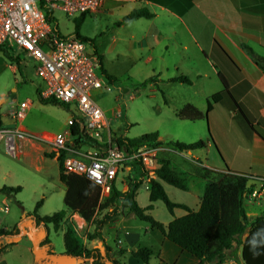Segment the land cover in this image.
Masks as SVG:
<instances>
[{
    "label": "rangeland",
    "instance_id": "374dc122",
    "mask_svg": "<svg viewBox=\"0 0 264 264\" xmlns=\"http://www.w3.org/2000/svg\"><path fill=\"white\" fill-rule=\"evenodd\" d=\"M126 11L127 7L124 6L112 12L102 11L85 15L82 17L79 30V33L89 40L86 42L87 51L93 53L95 49L102 57V67L114 77V82L109 81L111 86L109 92H94V98L108 119V129L111 135L135 138L142 134L156 132L162 138L163 144L171 140L185 143L198 140L206 143L209 140L212 143L213 138L209 134L206 120L204 122L203 120L194 122L181 120L173 115V110L169 105L170 103L181 105L184 99L192 94L193 89L186 85H167L166 83L162 86H154L149 82L148 79L153 76V73L143 63V58H140V53L143 51L140 47L144 44L137 42L146 27L140 26L139 23L148 21L141 19L120 23ZM54 18L62 35H72L78 17H67L62 11L55 10ZM134 41L137 42L135 45L132 43ZM13 51L19 59L17 63L8 61L0 52V114H6L9 119L5 125H13L10 112L16 104L29 99L33 105L21 122L28 131L34 134H66L69 130L68 120L76 114L75 108L73 105H68L66 108L51 103H41L37 91L41 89L42 81L36 74L34 63L28 60L18 48L13 47ZM169 53L173 55L172 49L166 51L164 47L158 46L154 52L155 59L159 60L162 56L168 58ZM165 77H168L167 74H163L162 78ZM42 143L45 145L43 154L40 153L37 156L35 153H29L16 158L9 155L4 142H0V187H20V191L10 197L0 193V230L8 232L0 234L2 240L0 248L12 243L34 245L37 253L49 250L51 252L47 262L43 264H91L89 260L78 259L64 253L63 229L68 224L73 225L70 212L66 213L61 222V228L58 230H55L52 224L44 225L35 218V216L44 217L65 210L63 204L65 187L58 179V162L56 158L45 156L49 154L50 149L47 143ZM25 144L29 143L25 142ZM26 145L24 151H27ZM81 149L86 148L81 147ZM176 153L175 156L179 160L196 156L203 161L206 157V146ZM210 153L211 159L217 158L215 145H212ZM172 158L175 157L167 159L170 165L177 162L176 158V160ZM154 159L155 166H157L160 162L159 154ZM182 167L186 171L189 169L187 165ZM119 176L123 178L121 182L127 184L126 171ZM144 182L139 187L136 198L140 206L149 204L147 182ZM116 185L119 189L122 188L120 183ZM165 189L169 199L173 202L184 203L192 210L198 209L199 198L192 190L186 191L168 184H165ZM93 197L94 193L90 200ZM39 201L42 202L37 206ZM251 202L254 203L244 198V204L247 207ZM260 204L264 206L263 197ZM104 213L105 211L98 213L97 218H101ZM184 213L183 209L177 208L174 209L173 214H170L159 200L153 202V209L150 211L156 220L164 224ZM125 216L129 215L125 214ZM77 223L79 226L83 224L81 220ZM146 228H148L146 223L133 216L119 223L115 228L106 225L103 235L114 249H118L117 246L126 249L128 239L125 236L126 231L132 235L129 239L137 238V246L146 245V243L154 245L145 234ZM92 231V224L77 228L81 236ZM45 237L50 242V249L47 248L48 246L40 245ZM17 250L20 251V248L18 247ZM238 252L239 250L231 251L229 254L232 256L227 261L232 260L239 263ZM0 253H3V250ZM127 254L130 255L126 252L121 258L123 264H145L132 255L126 261ZM152 258L149 264L155 262V258Z\"/></svg>",
    "mask_w": 264,
    "mask_h": 264
},
{
    "label": "crops",
    "instance_id": "0c3cea01",
    "mask_svg": "<svg viewBox=\"0 0 264 264\" xmlns=\"http://www.w3.org/2000/svg\"><path fill=\"white\" fill-rule=\"evenodd\" d=\"M124 6L127 7L126 15L133 10L142 8L152 14L150 18L133 19L148 21L139 23L140 26L146 27L137 42L144 44L143 47H140L143 50L140 53V58H143V63L153 73V76L148 79L149 82L154 86H162L166 83L167 85H186L193 89L192 94L185 98L181 105L167 103L171 106L174 116H176V110L188 103L204 112L210 97L225 90L220 76L227 84L228 93L222 96L220 102L212 105L207 118L202 121H207L209 134L213 138L212 143L209 140L205 143V160L201 161L196 156L179 160L175 156L177 149L162 144L159 145L160 150L157 151L160 161H167L171 157L177 159V162L171 164L170 167L185 179L186 191L195 192L199 203L204 181L193 177L194 170L198 168H207L217 172L230 170L247 174L249 176L248 186L251 187V190L263 188L264 71L257 65L255 59L264 60V0L107 1L101 12L116 11ZM137 42L132 43L135 45ZM158 46L164 47L166 51L172 49L173 55L169 53L168 58L162 56L159 60L155 59L154 52ZM243 46L248 47L251 53L249 54ZM260 63L264 65L262 62ZM106 73L113 78L112 82H114V77L107 71ZM163 74H167L168 77L162 78ZM178 76L186 77L190 80V84L170 81ZM0 119L1 124L5 125L8 117L6 114H0ZM109 132L111 134L110 130ZM158 140L162 142L160 136H158ZM212 145L216 146V159L214 157L211 159ZM44 146L39 141L30 142L26 145L27 151L23 150V155L35 153L38 156L40 153L43 154ZM175 158L172 160H176ZM183 165L188 166V171L183 169ZM121 181L123 178L119 176L116 183H120L122 185L120 190L125 191L127 185ZM146 188L149 195L148 184H146ZM262 197L264 202V192L260 200L251 202L248 207L243 202L249 221L264 212V206L260 204ZM248 201L250 200L248 199ZM131 217L133 216L123 215L107 226L115 228L116 225ZM81 221L83 224L79 227H87L88 224ZM146 229L145 234L153 241L154 245L146 243L144 246L157 251V256L153 257L155 262L151 264H197V258L168 241L157 229ZM125 236L128 237L126 240L127 250L137 247V238L136 241L133 238L129 239L132 235L127 231ZM0 241L2 240L0 239ZM105 242L107 243L106 237ZM84 243L89 249L102 250L101 242L98 239L87 241L84 236ZM40 245L48 246L47 248L50 249L48 244L40 242ZM18 247L20 251L17 250ZM15 248L17 249L14 251ZM117 248L123 247L117 246ZM2 250L0 264H43L47 262V258L51 254L50 250L40 252V254L37 253L34 245H18L16 243L9 246L3 245L0 252ZM126 256L127 261L131 255L127 254ZM77 258L87 260L84 257ZM150 260L145 264H149Z\"/></svg>",
    "mask_w": 264,
    "mask_h": 264
},
{
    "label": "trees",
    "instance_id": "16d2710c",
    "mask_svg": "<svg viewBox=\"0 0 264 264\" xmlns=\"http://www.w3.org/2000/svg\"><path fill=\"white\" fill-rule=\"evenodd\" d=\"M152 14L147 9H136L122 18L120 23L138 18H150ZM82 16L79 17L74 25L73 34L83 42L89 40L79 33ZM56 27H54L55 29ZM218 47L217 44H215ZM219 48V47H218ZM250 54L251 50L243 46ZM0 52L10 62L19 60L13 57L9 50L0 46ZM93 53L97 56L98 65L102 75L110 82L113 78L109 76L102 67V57L94 49ZM257 65L264 71V60L255 59ZM225 90L213 94L207 101V108L203 112L192 104H185L176 110V116L181 120L198 121L207 118L213 104L221 101L222 96L227 91V84L220 76ZM170 81L190 84V80L184 76H178ZM109 82V83H110ZM38 99L41 103L55 104L68 107L67 104L56 101L55 99ZM72 125L69 130L76 137L72 143L75 147H98L96 141L89 138L82 131L76 114L72 115ZM0 125L1 119H0ZM113 141L127 152H133L141 144L162 145L158 140L156 132L142 134L139 137L128 138L125 136H113ZM165 145L171 146L178 151L194 150L203 147L205 143L198 140L192 143L180 141H167ZM46 157L53 158L54 154H45ZM64 154L61 153L56 159L58 162V179L65 187L63 204L65 210L55 212L49 216L35 218L44 225L52 224L55 230L61 228V222L67 212L78 214L87 224L93 225V231L85 234L87 241L98 239L101 242L102 250L89 249L84 243V235H80L74 225L68 224L63 229L64 253L72 257L86 258L91 264H123L121 258L128 252L134 258L147 263L152 257L157 256V251L148 246L138 245L135 248L126 250L125 248L114 249L105 242L103 229L118 217L125 214L133 215L136 219L148 225L149 229H157L168 241L177 245L183 251L197 258V264H222L231 258L229 253L239 250L238 264H264V212L253 220L249 221L243 205L244 198L251 192L248 186L249 176L234 171L217 172L207 168L194 170L193 177L204 180L203 193L197 210H192L186 205L173 202L169 199L164 184L176 188L187 190L185 179L175 172L168 161H160L152 170L144 168L139 159H134L125 164L126 185L125 191H121L116 184L113 185L112 193L109 198L99 202L98 190L90 180L65 173L62 167ZM123 171H125L123 169ZM146 181L149 187V204L141 207L136 201L139 187ZM264 185V184H263ZM20 191V187L2 186L0 193L10 197ZM94 197L90 200L91 195ZM161 201L166 209L173 214L174 209H183L186 213L176 217L164 224L156 220L150 211L153 209V202ZM39 201L37 206L41 204ZM105 211L101 218H97L98 213ZM248 229V230H247ZM7 231L0 230V234H7ZM246 234V235H245ZM245 235V236H244ZM42 244L50 242L47 237Z\"/></svg>",
    "mask_w": 264,
    "mask_h": 264
},
{
    "label": "built area",
    "instance_id": "2783aa9c",
    "mask_svg": "<svg viewBox=\"0 0 264 264\" xmlns=\"http://www.w3.org/2000/svg\"><path fill=\"white\" fill-rule=\"evenodd\" d=\"M107 1L125 0H0V46L9 50L13 57H16L13 51L16 47L34 63L42 81L39 97L73 105L82 131L96 141L98 147L83 146L84 150L75 147L72 141L76 137L70 130L66 134L28 131L21 122L33 105L29 99L18 102L11 110L12 126L0 125V142H4L6 152L16 158L23 155L25 142L47 143L53 158L64 154L62 167L65 173L95 184L99 202L110 197L119 175L123 169L127 171L125 164L139 159L145 169L152 170L156 167L154 157L160 150L159 145L144 143L133 152H127L113 141L108 119L94 98V92L111 90L109 81L100 71L97 56L88 52L86 43L73 33L65 36L57 28L55 10L62 11L67 17L79 18L101 12ZM72 120H68V127ZM263 190L253 189L246 198L258 201ZM72 218L77 230V221L83 219L76 213ZM222 264L237 263L225 261Z\"/></svg>",
    "mask_w": 264,
    "mask_h": 264
}]
</instances>
